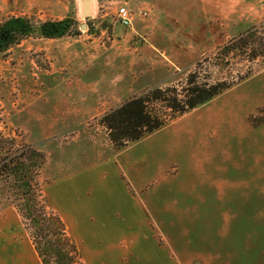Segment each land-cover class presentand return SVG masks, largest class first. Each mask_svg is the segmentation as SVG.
I'll return each instance as SVG.
<instances>
[{
	"label": "rangeland",
	"instance_id": "374dc122",
	"mask_svg": "<svg viewBox=\"0 0 264 264\" xmlns=\"http://www.w3.org/2000/svg\"><path fill=\"white\" fill-rule=\"evenodd\" d=\"M184 1L185 7L171 11V0H0V24L11 17L33 18L35 23L71 18L81 35H66L55 40L66 39L65 43L81 40L80 46L94 42L91 54L101 59L110 57V69L115 75L125 71V77L113 79L117 81L113 88L125 91L124 101L153 87L183 85L189 73L196 71L202 78H211V82L236 80L234 85H237L241 82L239 77L247 72L252 76L264 70V58L254 62L231 58L226 60L228 65L222 67L217 66L215 58L217 50L229 40L252 28L264 30V0H222L216 17L220 20H214L217 14L203 11V0ZM219 3L214 0V5L220 7ZM123 7L128 10L129 25L120 21L118 13ZM214 11L217 12V7ZM38 38L44 37L37 33L0 54V129L4 136L16 138L17 144H31L45 154L47 161L39 182L48 209L53 211L55 207L45 190L52 178L47 171L55 168L60 160L70 158L71 153L62 156L59 147L82 131L102 141L101 147L115 150L108 131L99 124V119L108 111L71 129L70 133L55 135L49 140L40 137L41 131L46 129L48 113L56 108L60 110L57 117L65 127L69 121L78 122L83 117L73 115L76 105L73 96L61 97L56 103L48 102L46 97L38 98L45 89L39 85L45 80L42 73L51 68L62 69L60 65H63L61 52L56 46L54 49L49 46L53 42ZM253 88L254 93H264V87ZM260 97L240 102V114L232 119L231 125L224 126L222 139L214 143L217 150L212 148L216 130L209 132L208 155L211 157L205 166L209 174L203 177L207 182L193 184L195 181H191L192 189L185 194L179 191L177 198L181 202L171 206L175 222L171 235L177 230L176 236L171 237V245L181 253L185 264H264V189L260 181L263 176L257 173L254 185L245 181L246 169L254 161L264 167V94ZM83 164L81 161L80 165ZM201 168L204 167L199 166ZM117 173L128 197L119 191L108 197L104 189L113 183L115 187V181L98 174L94 179L103 190L94 193L89 204H82L87 211L89 205H96L99 213L102 211L108 217H94L96 222L92 217H66L73 231H68L69 236L81 249L82 264H133L137 257L143 263L147 258L151 262L155 247L165 246L153 219L144 214L141 220L136 193L124 175ZM231 174L235 181L227 183ZM13 204V193L6 186H0V264H42ZM234 217H241L240 222ZM233 228L243 230L239 253L230 235ZM125 230L129 231L127 234H138L136 243L141 255L123 248L114 254L112 250L98 247L100 238L94 236L103 231L123 236ZM247 231L250 237L246 236ZM179 233L187 237H177ZM111 240L120 242L121 237ZM147 253L151 254L144 255Z\"/></svg>",
	"mask_w": 264,
	"mask_h": 264
},
{
	"label": "crops",
	"instance_id": "0c3cea01",
	"mask_svg": "<svg viewBox=\"0 0 264 264\" xmlns=\"http://www.w3.org/2000/svg\"><path fill=\"white\" fill-rule=\"evenodd\" d=\"M219 2L220 7L214 5V0H203L201 3L203 11L217 14L223 4L222 0ZM184 4V0H171V11L181 10L185 7ZM214 7H217V12L214 11ZM84 12L86 13V11ZM217 16L218 14L213 16L214 20H220L218 19L220 17L216 18ZM38 39L45 40V38ZM64 40L66 39L49 40V42H53L49 43V46L53 49L56 46L57 50L61 52L59 56L63 65H60L62 69L51 68L42 73V79L45 80L39 85L45 89L42 90L38 98L46 97L48 102L52 100L55 102L61 97L65 99L73 96L76 100L73 115L81 114L83 120L69 121L65 127L57 117L60 110L58 108L52 110L51 113H48L50 115H48L46 129L40 134L44 140H49L55 135L70 133L71 129L81 127L91 119L116 109L127 101H124L125 91L113 88L116 87V80L121 75L125 77V71L115 75L110 69L112 65L110 57L101 59L98 55L91 54L95 46L94 42L80 46L78 43L82 42L81 40H76L73 43H65ZM153 47L160 49L158 46ZM47 58L51 60L48 55ZM114 78H116L115 81ZM253 86L264 87V70L120 151L112 152L108 147L103 148L100 144L102 141L94 138L91 133L88 135L79 131L65 146L59 147L62 156L71 152L70 158L60 160L55 164V168L51 167L47 171L52 175V178L45 186V190L51 205L55 207L53 211L64 220L67 230L72 233V227L68 225L66 217H92L93 222H96L94 217H108L104 216L105 213L102 211L99 213L96 205H89L87 211L82 207V204H89L90 197L103 190L100 182H97L96 178L94 179L98 174L115 181V187H113V183L104 189L108 197L114 191L122 192L128 197L124 186L118 179L117 172L120 171L137 195L138 213L142 216L141 220L145 217L144 214L151 217L155 229L165 240L164 242L162 240V244L165 246L157 245L153 250L151 262L147 258L143 263L137 257L133 264H185L184 261L182 262V257L180 258L181 253L171 245V237L174 238L177 234L175 233L177 230H175L171 235V228L175 223L171 216V206H176L178 202H181V199L177 198L179 191H183L185 194L192 189L194 183L207 182L203 177L209 174L205 167L211 157L208 155L209 132L216 130L217 137L210 140H212V148L217 150L218 146L214 143L218 139H222L224 126L231 125L232 119L240 114L239 110L242 108L240 102L261 98L260 94H264L262 92L254 93ZM232 97V102H228ZM221 101L223 102L219 104ZM53 106L55 107V105ZM252 110L253 108L246 112ZM80 160L84 161L83 165H80ZM260 164L257 165L254 161L252 166L246 169L245 181L254 185L256 174H261L263 177L260 181L264 189V167H261ZM199 166L204 168L199 169ZM221 169L219 170L221 171ZM234 179L235 177L231 174V177H228L226 181L232 183L231 181ZM191 181L195 182L192 184ZM234 218L238 221L241 219V217ZM141 220L139 219V223L142 222ZM110 222L112 223V220ZM123 232L125 235L118 236L112 231L107 233L103 231L94 237L100 238L98 247L112 250L114 254L119 250L123 251L122 248L126 252L135 254L142 252L138 250L136 243L138 234H127L128 230ZM241 232L243 230L236 228L230 231L233 245L236 246V253L240 252L239 238L243 236ZM247 235L250 237L249 232ZM179 236L185 237L186 235L179 233L177 237ZM118 237H121L120 242L111 240ZM79 250L81 259L80 247ZM149 254L151 253L144 255Z\"/></svg>",
	"mask_w": 264,
	"mask_h": 264
},
{
	"label": "trees",
	"instance_id": "16d2710c",
	"mask_svg": "<svg viewBox=\"0 0 264 264\" xmlns=\"http://www.w3.org/2000/svg\"><path fill=\"white\" fill-rule=\"evenodd\" d=\"M37 33L48 39L81 35L71 18L60 22L35 23L33 18L11 17L0 24V54ZM217 51L215 58L219 67L228 65L226 60L231 58L249 62L264 58V30L252 28L229 40ZM250 76L251 72H247L238 81ZM210 79L202 78L200 72L196 71L189 73L183 85L150 88L106 113L99 119V124L108 131V139L114 150L120 151L170 121L208 103L236 82H211ZM46 161L45 154L36 146L27 143L19 145L16 138L4 136L0 129V186H6L13 193V205L30 234L41 263L82 264L79 247L69 236L64 220L48 209L39 182Z\"/></svg>",
	"mask_w": 264,
	"mask_h": 264
},
{
	"label": "built area",
	"instance_id": "2783aa9c",
	"mask_svg": "<svg viewBox=\"0 0 264 264\" xmlns=\"http://www.w3.org/2000/svg\"><path fill=\"white\" fill-rule=\"evenodd\" d=\"M118 15L123 25H129L131 23V19L126 7L121 8Z\"/></svg>",
	"mask_w": 264,
	"mask_h": 264
}]
</instances>
